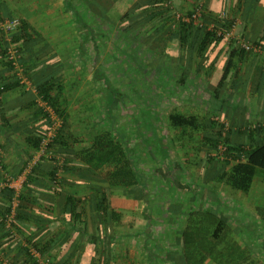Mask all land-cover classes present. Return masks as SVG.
<instances>
[{
	"label": "crops",
	"instance_id": "0c3cea01",
	"mask_svg": "<svg viewBox=\"0 0 264 264\" xmlns=\"http://www.w3.org/2000/svg\"><path fill=\"white\" fill-rule=\"evenodd\" d=\"M69 1L72 2V0H0L1 18L25 20L30 26L31 33L38 35V38H33L24 46L23 56L29 72L27 77L29 87L21 88L14 84V72L7 69L5 61L0 57V85L9 86L8 90L2 92L0 96V153L5 162L3 168L0 167V186L7 179H12L13 184L17 183L28 165L27 161L31 158L27 153L29 152L27 149L29 139L39 128L42 120L39 112L33 109V102L37 98L36 85L52 79L51 75H44L43 70L46 67H41L47 64V67L60 64L66 58L63 49L68 45L77 57L85 58V64L98 62L93 59L98 55L87 60V49L99 47L98 32L93 30L92 20L96 17L102 20L103 10L108 11L113 0H73V3L77 5L74 11L69 10L67 4ZM143 1L149 2V0H140L139 4ZM158 1L162 3L147 6L146 11H136L133 14L138 16L141 24L144 23L143 26L140 24L136 27L138 35L148 31L147 35L150 36L147 45H144L145 37H139L140 41H137L136 45L155 54L153 60L150 61L148 76H151L152 82L156 83L157 88L154 87L153 90L161 93L156 98H162V95H165L167 100L164 103L180 99L182 106L185 107V110L182 109L180 113L186 119L183 126L172 127L186 131L182 134L186 140L193 137V134L195 136L196 130H202L203 133L207 131L209 136L197 133L204 142H207L205 139L207 137L215 138L213 133L221 125L229 130L227 137L234 143L243 141L244 137L245 140L248 139V133L251 130H257L256 140L263 143L264 58L252 54H241L235 46L222 42L210 45L201 52L200 45L204 32L196 24L189 26V31L185 34L186 38L183 41L179 40L172 30L179 29L182 24L188 26L176 19L178 13L186 15L197 7H203L208 14L205 21L209 23L212 17L208 12H219L225 7L223 10L226 11L228 18L238 21V34L251 42L264 44V0ZM76 12L81 13L89 27L79 28L76 25L74 21ZM149 19L151 20L148 21ZM186 28L188 30V27ZM77 37L80 41H75ZM102 47L100 43L99 48L102 49ZM162 54L164 58H161ZM132 57L135 58V56ZM138 58L137 56V61ZM61 63L63 64V61ZM96 72L97 70L95 74L93 73L94 77L101 81L102 79L97 78ZM99 72L104 75L101 70ZM222 75L224 79L219 83L218 79ZM172 80L176 85L170 86L169 82H173ZM158 81L164 82L160 84L162 87L158 86ZM57 82H59V77ZM227 98L232 103L223 104L224 108L222 106L221 109L212 110L204 106V102H211L213 99L226 101ZM156 104L157 112L154 116L157 115L158 118L155 117V120L158 122L162 121L160 115L164 111L172 109L163 107V103L158 100ZM193 105L195 108L203 107V111L198 108H196L198 111H194L191 109ZM155 120L137 122V128L134 126L133 129L134 132L138 131L134 133V139L128 138L122 131L121 136L117 135V140L123 146L152 150V146L147 143L149 138L144 129L150 137L159 136L163 133L160 132L163 129L162 126L166 125L164 122L159 124ZM241 132L245 133L243 140L240 138ZM166 142L168 141L164 138L161 145ZM190 142L186 143L188 147L186 149L189 152L180 148L179 158L181 160V157L186 156L182 161L185 166L188 164L187 159L192 160L195 164L192 165L191 171L195 172V160L205 163L207 152L200 148L193 150ZM89 144L91 142L87 143ZM204 144L201 142V146ZM199 150L202 153L204 151L202 159L197 157ZM155 165L153 161V165L149 166L150 172L157 170ZM204 166L200 167L199 172L206 181L209 173H207L208 167ZM134 168L138 172L141 171L140 167L135 164ZM76 174L69 176L61 174L59 178L63 180L62 187L59 184L49 185V175H38L36 181L41 183L34 182L30 186L28 190L30 197L23 203L21 212L24 220H18V229L11 228L8 224V236L5 232L6 228L2 227L1 220L8 208L9 199L4 191L5 188H0V243L8 241V248L7 245L5 246L8 249V255L4 253L2 256V258L8 256V264H30L28 255L24 251L25 248H29V253L36 258L37 264H172L182 254L180 242L181 234L188 221L186 217L184 221L180 220L173 224L169 230L165 231L163 228L162 235L164 236L160 237V240L158 238L153 240L148 236L152 233L149 230L152 222L150 223L147 215L151 211L150 203L157 202L154 198L151 200L148 194L142 193V195L139 189H137L139 193H136L134 187L103 188L102 191L108 193L110 207L108 221L103 212L97 210L98 198L95 191L100 187L87 181H81ZM215 177L216 175L213 174L209 181L214 188L220 189ZM199 180L201 181L200 178ZM204 181H201L202 184H205ZM70 192L81 199L83 207L86 208L82 223L64 221L63 210L66 197ZM205 201L197 205L196 211H205L214 205L212 199ZM225 210L229 215L228 218L235 216L227 207ZM120 215L135 217V225H118ZM84 227H87L85 231ZM159 227L162 230V226L159 225ZM234 239L248 253H253L250 255L252 258L261 260L264 255L262 241L255 245L253 239L250 240L247 236L239 238L237 234L234 235ZM174 244L179 248H176ZM32 245H35L40 252L36 251ZM261 264H264V261Z\"/></svg>",
	"mask_w": 264,
	"mask_h": 264
},
{
	"label": "rangeland",
	"instance_id": "374dc122",
	"mask_svg": "<svg viewBox=\"0 0 264 264\" xmlns=\"http://www.w3.org/2000/svg\"><path fill=\"white\" fill-rule=\"evenodd\" d=\"M159 3L162 2L159 1ZM147 6V3L143 5L144 8ZM92 24L93 30L98 32L99 47L100 43L103 47L102 49L99 47L87 49V60L94 55H98L95 56L97 58H93L98 62L94 64L89 62V64L91 63L90 66L89 64H85V58L81 59L77 57L74 50L68 45L63 49V53L66 54V58L62 60L63 64L61 61L60 64L46 67L43 70L44 75H51L50 78L52 79L50 80L53 82H57L59 77L58 83L63 91V96L61 97V108L65 112L63 117H58L39 97L35 99V102L37 100V105L33 109L37 112L41 109L49 114L54 123H57V131L62 129L61 126L65 122V133L75 141L77 147L85 148L87 143L91 142L93 134L106 130L111 131L116 136H121L123 131L125 136L134 139V133L138 132H134L133 130L134 126L136 127V123H144L148 122V120L154 121L155 117H157V115L154 116V113L156 114L157 112L155 109L157 105L156 101H160L163 103V107H170L169 109H172L164 111L160 115L162 121L159 120L157 122L155 120L159 124L160 122L166 124L162 126L163 129L160 131L163 132L162 136L154 135L150 137L146 129H144L149 138L147 143L152 146V150H149V148L148 150H143L141 147L138 149L130 147L132 161L141 169L140 172L137 171L140 185L138 188H135L136 193L148 194L149 199L152 200L154 198L157 201L156 203L151 202L149 205L151 211L147 217L150 223L152 222L149 229L152 233L148 234L149 238L153 240L154 238H158L160 240V237L164 236L162 235L163 228H165V231L166 229L169 230L173 224L180 222V220L184 221V218H187L193 210L196 212L199 203L206 199H212L214 200V205L210 206V210H214L222 216L227 226L234 231V235L237 234L239 238L247 236L250 240L253 239L255 245H258L259 241H262L264 244V171L259 170L257 172L254 187L249 192L232 189L220 181H216V184L220 185V189L223 191L214 188L209 181L210 177L216 171H220L222 167L223 169H229V167L220 162L224 148L215 149L211 143L204 142L202 137L197 133L195 136L194 134L192 135L194 138L191 137L189 140H186L182 136L186 131L172 127L177 126L173 120L174 116H183L180 113L182 109L185 110V107L182 106L180 99L174 102L170 99L171 101L164 103L167 100L165 95H162V98H156L161 93H156L158 91L153 90L156 87V83L152 82L151 76H148V70L151 66L150 61L153 60L155 54L136 45L138 44L137 41H140L139 37H145L144 45L149 43L148 37H150L147 35L148 31L142 33L140 36L138 35V28L136 29V27H139L141 24L138 16L132 15V19L123 24H113L109 20H94L93 18ZM78 40L77 37L75 41ZM132 56H135V58ZM137 56L139 57L138 61L136 60ZM161 58H164L163 54ZM23 70V74L27 78L29 72L25 65L23 66ZM96 70L103 72L109 81L108 86H111L116 94L115 102L108 105L109 112L103 108L104 101H106L104 95L107 90L103 83L94 77ZM152 78L154 77L152 76ZM223 79L224 76H220L218 79L219 83ZM161 83L164 82L158 81V86L162 87ZM169 83L170 86L176 85L175 81ZM101 84L102 87H100ZM26 87H29V84H25L24 88ZM231 103L232 101L228 98L226 101H223V99L220 101L213 99L211 102H204V106L214 110L221 109L223 104L229 105ZM196 108L202 110L203 107L197 106ZM196 108L193 105L191 109L198 111ZM39 115L41 116L40 113ZM228 133L229 130L226 128L225 137H227ZM203 134H208L207 136H209L207 132L201 135ZM163 137L168 142L161 145V142L164 140ZM187 141H192L190 144L193 145V150L196 151L197 148L204 149L207 154L216 159L211 166V171L206 181H204L205 177L199 172L202 165H205L204 167L206 168L208 167L206 162L200 163V160H195L196 166L194 172L191 171L192 165L195 164L192 160L187 159L186 162L188 164L185 166L182 161L186 156L181 157V160L179 158L180 148L183 151L189 152L186 149L188 148L186 146ZM131 142L134 143L133 141ZM201 142L205 144L201 146ZM27 149L29 151L27 153L31 156L27 162L31 163L32 157L37 152L29 148V146H27ZM204 151L203 153L200 150L197 151L199 159L203 158ZM153 161L156 164L157 170L150 172L149 166L153 165ZM4 165V159L1 157L0 167L3 168ZM61 174H59V177ZM195 174L196 176L194 177ZM199 178L205 184H202ZM57 184L62 187V180H59ZM137 189H139V192ZM226 207L231 210L235 215L234 217L228 218L229 215L225 210ZM157 212L158 215L156 216ZM168 214L170 215L168 216ZM157 223L162 226V230H160ZM7 229H5L6 233ZM174 246L179 248L175 244ZM249 254L252 255L253 253L249 252ZM261 260L264 261V255H262ZM261 260L259 262L256 259L255 262L261 264ZM3 263L8 264V256L3 259ZM206 264L216 263L208 261Z\"/></svg>",
	"mask_w": 264,
	"mask_h": 264
},
{
	"label": "trees",
	"instance_id": "16d2710c",
	"mask_svg": "<svg viewBox=\"0 0 264 264\" xmlns=\"http://www.w3.org/2000/svg\"><path fill=\"white\" fill-rule=\"evenodd\" d=\"M73 2L74 1L72 0V2L69 1L67 3L70 11H74L77 8V5ZM145 2L146 1H143L139 4L140 0H113L110 9L108 11L103 10L104 17L102 20L105 19L112 21L113 24H123L124 22L131 20L132 15L136 11H146L148 8L143 7ZM147 4L148 6H151L153 4H159V1L149 0ZM154 8L157 7L154 6ZM224 8H221L222 10L219 12H208L212 17V22L214 21L215 23V31L218 30V28H227L228 26L227 23L222 24L217 19L218 14L225 11L223 10ZM195 9L186 15H192ZM202 10V22L205 25H209L210 23L205 21V18L208 15L207 11L203 9V7ZM3 19L5 18L0 17V21ZM95 19L100 20L98 17L94 18V20ZM150 20L151 19L148 21ZM20 21V29L16 33L10 35L11 39H7L5 33L0 32V57L5 61L7 69L13 72L14 66L7 60V50L13 47L19 51L22 57L23 52L25 51L24 46H26L27 43H30L33 38H38V35L32 34L29 30L30 26L27 21H22L21 19ZM74 21L79 28L89 27L88 22H86L80 12H76ZM143 24L144 23L141 25L143 26ZM185 24L188 26L182 24L179 29H171L181 41L185 40V34L194 23ZM205 25L201 27L199 26L204 32L200 45L201 52L205 51L207 47L215 43H229L234 46L232 42H228L223 37H218L215 31L207 30L204 27ZM186 27H188V30ZM237 50L240 51L241 54H247L243 50ZM20 62L22 66L25 65L22 59ZM47 66L48 64L41 68ZM13 75L15 79L14 84L21 88L24 87L15 72ZM96 75L97 78L102 79L101 81L107 90V93L104 95L106 101H104L103 108L109 112L108 105L115 102L116 94L112 87L108 86V79L100 74L99 70H97ZM8 87V85H0V88L2 89L0 90V96L2 92L8 90ZM36 92L37 98L39 97L44 104L48 105L58 117H63L65 113L61 108L63 91L58 82L45 80L36 85ZM33 105L36 106L37 103L33 102ZM39 113L42 116L41 124L33 133L28 143L29 148L36 152L40 151L41 144L47 138L48 133L54 125V121L49 114L41 109L39 110ZM173 120L176 125L181 127L186 119L181 115H175ZM194 121L195 119L193 122ZM61 128L62 129L58 130L52 141L49 142L46 149L47 155L45 154L40 157L39 161L33 166L31 172L27 175L26 181L23 183L18 197L19 204L11 223H8V217L12 210L14 191L11 188H5L4 191L8 195L9 204L6 212L2 215L1 224L4 229L8 228V224L11 228H19L17 225L18 220H24L23 213L21 212V210H23V203L28 201V198L30 197L28 190L34 182L41 183L36 181V177L41 174L49 175V185L58 182L60 180L58 176L61 173L66 176L77 173L78 175H76L81 181H87L94 186L98 185L100 189L95 191L98 198L97 210L103 212L108 221L110 219L108 193L102 191V189L106 187H139L140 179L138 172L134 168L130 152L131 148L127 145L123 146L117 140V136L114 133L106 130L93 134L91 144L87 145L85 148H79L76 146L75 141L65 133V122H63ZM196 131L200 134L204 132L202 130ZM256 133L257 130H251L250 133H248V139L245 140V133L241 132L240 138L243 140L244 137V142L239 141L238 143H234L229 137H225V128L221 125L220 128L213 133L215 138H205L207 142L215 147V149H221V147L224 148V152H222V160L220 162L229 167V169H223L222 167L220 171H216L215 178L217 181H220L235 190H241L244 192L250 191L257 172L259 170L264 171V142L261 143L256 140ZM215 160L216 159L211 157V155H206V163L208 164L207 166L209 169L207 173L211 171V166ZM65 202L66 204L63 210L64 221L68 223H82L86 211V208L83 207V201L70 192L66 197ZM187 219L186 228L181 234L180 245L182 247V254L177 257L172 264H206L208 261H213L216 264H257L255 262V257L252 258L250 256L251 254L242 248L234 239V231L227 226L226 222L218 213L214 210H210V207L205 211L192 212ZM135 223V217L127 215H120L117 221V224L122 226H134ZM86 228L87 227H84V231ZM6 245L8 248V241L3 242L2 244L0 243V264H4L3 259H5V257L2 258V256L4 253L7 254L8 249L5 248ZM32 246L36 251L40 252L35 245ZM24 251L28 255L27 257L30 264H37L36 258L29 253V248H25Z\"/></svg>",
	"mask_w": 264,
	"mask_h": 264
},
{
	"label": "built area",
	"instance_id": "2783aa9c",
	"mask_svg": "<svg viewBox=\"0 0 264 264\" xmlns=\"http://www.w3.org/2000/svg\"><path fill=\"white\" fill-rule=\"evenodd\" d=\"M202 14H203L202 7H197L192 15H184L178 13L176 15V19L182 23H194L201 27L205 25L202 22ZM217 19L222 24L227 23L228 24L227 28H218V30L215 31L216 26L214 21L209 22L210 24L209 25L206 24L204 27L209 31H215L218 37H223L228 42H232L235 48L243 50L247 54H252L264 58V44L258 42H251L242 35L238 34L237 20H230L225 11L218 14ZM20 26H21L20 19L6 18L0 21V32H4L7 39L8 36L9 39H11L10 35L16 33L20 29ZM21 59H22L21 54L17 49L11 47L7 50V60L14 66V72L16 73V76L19 78L21 84L25 85L27 84V78L23 74L24 70L20 62ZM56 124L57 123L55 122L53 127L51 128V131L48 133L47 138L41 144L40 151L36 153V156L33 158L32 162L28 163L27 167L23 171V175L19 178L18 182L13 184L12 179H7L6 182L0 186L1 189L11 188L14 191V197L12 199V210H11V214L8 217V223H11L14 219L15 212L19 204L18 197L20 195L23 183L26 181L27 175L31 172L33 166L39 161L40 157L46 154V149L49 142L52 141V139L55 137L56 133L58 132ZM0 162H1V153H0ZM55 184H57V182H55Z\"/></svg>",
	"mask_w": 264,
	"mask_h": 264
}]
</instances>
